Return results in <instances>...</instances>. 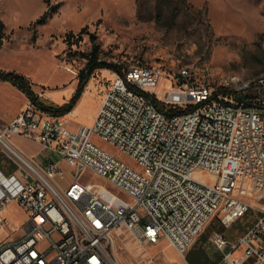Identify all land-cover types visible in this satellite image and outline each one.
<instances>
[{
  "label": "built area",
  "instance_id": "2783aa9c",
  "mask_svg": "<svg viewBox=\"0 0 264 264\" xmlns=\"http://www.w3.org/2000/svg\"><path fill=\"white\" fill-rule=\"evenodd\" d=\"M166 78L137 60L114 70L92 125L72 129L64 115L31 100L0 125V264H123L115 247L121 231L143 245L166 237L184 255L213 215L220 212L231 226L257 207L252 199L264 192V73L217 87ZM94 133L142 168L96 143ZM15 136L40 144L47 158L28 155ZM64 161L76 166L68 182ZM86 169L106 182L83 181ZM12 201L28 216L9 230L4 212ZM258 208L237 239L210 235L224 264H264V206Z\"/></svg>",
  "mask_w": 264,
  "mask_h": 264
},
{
  "label": "rangeland",
  "instance_id": "374dc122",
  "mask_svg": "<svg viewBox=\"0 0 264 264\" xmlns=\"http://www.w3.org/2000/svg\"><path fill=\"white\" fill-rule=\"evenodd\" d=\"M47 9L51 15L37 21ZM0 21V69L24 73L39 97L52 105L68 102L75 95L85 55L92 47L89 32L100 43L102 59L122 66L141 60L161 68L167 83L194 80L217 87L231 77H239L240 84L264 73V0H0ZM83 27L87 30L80 38ZM70 30L76 33L72 45L66 39ZM113 78L111 68H97L92 73L74 108L65 113L72 129L93 124ZM27 102L20 89L0 81L1 118ZM92 138L131 166L142 168L109 139L98 133ZM14 142L28 155L47 158L48 151L37 142L20 136ZM62 164V181L68 182L76 174V166ZM200 175L212 180L210 175ZM82 180L106 182L91 169L82 173ZM252 202L257 207L251 210L260 213L264 192ZM4 215L10 230L28 213L12 201ZM115 247L123 264H184L186 258L166 237L143 245L121 231Z\"/></svg>",
  "mask_w": 264,
  "mask_h": 264
},
{
  "label": "trees",
  "instance_id": "16d2710c",
  "mask_svg": "<svg viewBox=\"0 0 264 264\" xmlns=\"http://www.w3.org/2000/svg\"><path fill=\"white\" fill-rule=\"evenodd\" d=\"M47 2H49V0H47ZM50 15H51V11L47 9L42 15H40L37 21H44ZM2 27H3V22L0 21V31ZM86 30H87L86 27H83L80 30L79 32L80 38H82V33ZM89 33L91 35L92 47L91 50L85 55L87 61L79 75V82L74 92L75 95L68 102H65L61 105L47 104L39 97L38 93L33 88L29 78L24 73L17 71L15 69H9V70L0 69V79L11 82L13 85L17 86L20 90H22L28 96L29 100L42 106L48 111L54 114L68 113L74 108L77 99L80 96V94L83 93L90 76L97 68H111L119 71L122 68L121 63L108 61L100 57V43L98 42L97 37L94 33L92 32ZM75 34L76 33H74V31L72 30L68 31L66 34V39L70 45H72L75 41L72 39V37L75 36ZM2 44H3V38L0 33V48L2 47ZM172 109L177 110L178 108L172 107Z\"/></svg>",
  "mask_w": 264,
  "mask_h": 264
},
{
  "label": "crops",
  "instance_id": "0c3cea01",
  "mask_svg": "<svg viewBox=\"0 0 264 264\" xmlns=\"http://www.w3.org/2000/svg\"><path fill=\"white\" fill-rule=\"evenodd\" d=\"M5 70H9V69H5ZM0 81L9 82L6 80H1V79H0ZM9 83H11V82H9ZM26 98L29 101V98L27 95H26ZM21 109L22 108L19 107V109L17 108L15 110L10 111L9 112L10 114L8 115L10 117L9 120H6V117H8V116H5V118H1L2 114H0V121H3V122L6 121L3 124L8 123L10 120H12L19 113V111ZM59 115L65 116V114H59ZM251 211H252V213H251ZM251 211L248 212V215H247V217L244 218V220H241V222H240L241 224L235 225L236 222L239 219H241V218H239L236 221H234V223L231 226H225L221 223V221H220L221 213L220 212L218 214L213 215L207 221L203 230L199 233V235H197V237L195 238V241L190 245V247L187 249L186 253L184 254V257H186L184 264H224L222 262L223 251L221 249H219L211 241L210 235L212 234L213 231L217 230V231L222 232L225 236H227L230 239H237L256 220L259 212L257 210H254V211L251 210ZM235 251L236 252H242V248H238ZM250 260L251 259L246 260L243 264H249Z\"/></svg>",
  "mask_w": 264,
  "mask_h": 264
}]
</instances>
